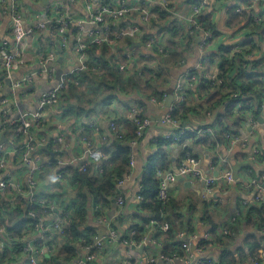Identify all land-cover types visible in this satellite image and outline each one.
Returning a JSON list of instances; mask_svg holds the SVG:
<instances>
[{"label": "clouds", "instance_id": "1", "mask_svg": "<svg viewBox=\"0 0 264 264\" xmlns=\"http://www.w3.org/2000/svg\"><path fill=\"white\" fill-rule=\"evenodd\" d=\"M0 264H264V0H0Z\"/></svg>", "mask_w": 264, "mask_h": 264}]
</instances>
